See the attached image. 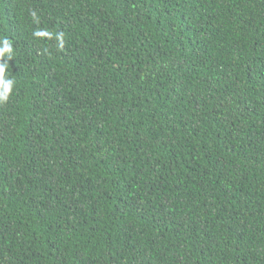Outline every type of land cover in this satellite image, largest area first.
I'll list each match as a JSON object with an SVG mask.
<instances>
[{
  "label": "trees",
  "instance_id": "1",
  "mask_svg": "<svg viewBox=\"0 0 264 264\" xmlns=\"http://www.w3.org/2000/svg\"><path fill=\"white\" fill-rule=\"evenodd\" d=\"M5 40L0 264H264V0H0Z\"/></svg>",
  "mask_w": 264,
  "mask_h": 264
},
{
  "label": "clouds",
  "instance_id": "2",
  "mask_svg": "<svg viewBox=\"0 0 264 264\" xmlns=\"http://www.w3.org/2000/svg\"><path fill=\"white\" fill-rule=\"evenodd\" d=\"M11 46L9 44V42L7 40L4 41V45L2 48H0V55L4 54V53H11ZM7 67V63H2L0 64V77H3V74L5 73V69ZM4 86H5V91H11L12 89V85H13V80L9 79L6 81H3ZM7 97H5L6 99Z\"/></svg>",
  "mask_w": 264,
  "mask_h": 264
}]
</instances>
